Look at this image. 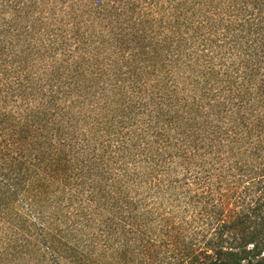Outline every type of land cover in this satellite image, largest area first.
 <instances>
[{"label": "trees", "instance_id": "trees-1", "mask_svg": "<svg viewBox=\"0 0 264 264\" xmlns=\"http://www.w3.org/2000/svg\"><path fill=\"white\" fill-rule=\"evenodd\" d=\"M0 264H264V0H0Z\"/></svg>", "mask_w": 264, "mask_h": 264}]
</instances>
